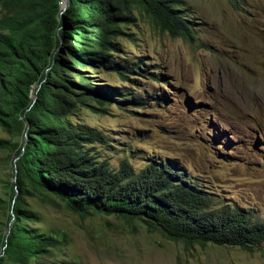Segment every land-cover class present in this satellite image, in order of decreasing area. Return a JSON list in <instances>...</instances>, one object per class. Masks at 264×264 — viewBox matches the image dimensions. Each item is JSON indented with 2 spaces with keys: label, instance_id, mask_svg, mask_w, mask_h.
Segmentation results:
<instances>
[{
  "label": "rangeland",
  "instance_id": "obj_1",
  "mask_svg": "<svg viewBox=\"0 0 264 264\" xmlns=\"http://www.w3.org/2000/svg\"><path fill=\"white\" fill-rule=\"evenodd\" d=\"M180 2L195 13L192 38L170 36L139 9L122 25V49L158 76L134 77L136 106L77 107L69 119L102 134L105 142L86 148L109 167L125 161L137 169L147 155L166 158L211 193L213 207L237 205L264 219V0H244L242 8L230 0ZM93 76L122 85L105 73ZM0 139L9 142L0 147V236L10 224L8 201L21 194L34 214L28 224L51 242L43 264H264V243H186L140 220L71 211L29 184L15 190L25 131L0 125ZM2 264L21 262L4 257Z\"/></svg>",
  "mask_w": 264,
  "mask_h": 264
},
{
  "label": "trees",
  "instance_id": "obj_2",
  "mask_svg": "<svg viewBox=\"0 0 264 264\" xmlns=\"http://www.w3.org/2000/svg\"><path fill=\"white\" fill-rule=\"evenodd\" d=\"M61 1L0 0V125L25 131L14 163L15 190L29 184L71 211L140 220L186 243L260 247L264 219L237 205L213 207L211 193L166 158L147 155L137 169L125 161L109 167L86 148L105 142L102 134L69 119L77 107L136 106L141 97L131 91L134 77L158 80L119 41L133 9L172 37H193L195 13L180 0H68L65 9ZM230 2L242 8L244 0ZM102 73L122 85L96 83L93 75ZM8 144L0 139V147ZM20 196L8 201L0 264L4 257L43 264L51 242L28 224L34 214Z\"/></svg>",
  "mask_w": 264,
  "mask_h": 264
},
{
  "label": "water",
  "instance_id": "obj_3",
  "mask_svg": "<svg viewBox=\"0 0 264 264\" xmlns=\"http://www.w3.org/2000/svg\"><path fill=\"white\" fill-rule=\"evenodd\" d=\"M63 2H61L60 4H61V8L62 9H65V7L67 6V4H68V0H62Z\"/></svg>",
  "mask_w": 264,
  "mask_h": 264
}]
</instances>
